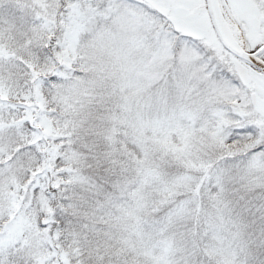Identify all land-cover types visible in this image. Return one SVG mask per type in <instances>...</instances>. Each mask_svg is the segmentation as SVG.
<instances>
[{"label": "snow or ice", "instance_id": "obj_1", "mask_svg": "<svg viewBox=\"0 0 264 264\" xmlns=\"http://www.w3.org/2000/svg\"><path fill=\"white\" fill-rule=\"evenodd\" d=\"M0 264H264V0H0Z\"/></svg>", "mask_w": 264, "mask_h": 264}]
</instances>
